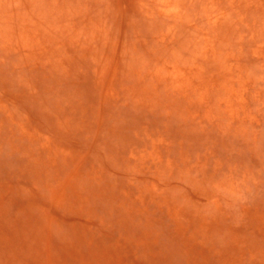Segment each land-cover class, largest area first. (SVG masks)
Segmentation results:
<instances>
[{
    "label": "rangeland",
    "instance_id": "1",
    "mask_svg": "<svg viewBox=\"0 0 264 264\" xmlns=\"http://www.w3.org/2000/svg\"><path fill=\"white\" fill-rule=\"evenodd\" d=\"M0 264H264V0H0Z\"/></svg>",
    "mask_w": 264,
    "mask_h": 264
}]
</instances>
